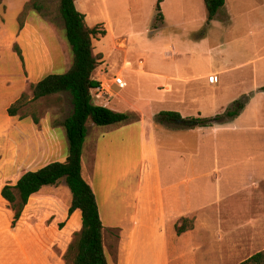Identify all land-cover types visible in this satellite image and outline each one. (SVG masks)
<instances>
[{
    "label": "crops",
    "instance_id": "0c3cea01",
    "mask_svg": "<svg viewBox=\"0 0 264 264\" xmlns=\"http://www.w3.org/2000/svg\"><path fill=\"white\" fill-rule=\"evenodd\" d=\"M79 1L85 6L79 7L77 5ZM107 2L108 0H99V9L94 4L90 5L93 0H75V5L77 10L85 15L87 25L94 24L93 19L96 16H86V7L98 11L97 19L104 25L106 32L104 36L109 38L108 42H115L117 38L133 42L134 33L117 30L120 24L119 10L116 14L115 8L113 17ZM156 2L157 0L153 2V15L148 18L150 28L146 30L153 41L152 45L161 37L168 38L166 47L154 48L157 53L162 54L165 51L171 53L172 50L179 53L184 49L181 44L187 47L189 42L194 44L199 42L195 32L198 27L202 28L205 24L206 8L203 0H162L161 20L156 19ZM197 23L200 25L197 26ZM208 28L212 31L216 28L220 32L218 35L226 36V39L217 45L218 52L215 53L217 47L211 51V54H218L219 57L209 63L208 71H199L197 75L192 74L190 77L181 75L179 70L171 74H162L153 69L155 67L146 59L144 60L146 70H143L144 64L141 61L144 73H135L137 80L127 68L125 70L127 76L123 75L125 72L122 69L120 75L126 83L124 88L132 87L134 84L141 85L142 75L146 79L147 77L161 79L151 86L163 84L164 90L169 91L164 94L165 96L186 97L189 91L188 83L207 77L208 81L213 78L209 83L214 84L220 81V76L233 72L240 75L237 81L239 80L243 86V94L230 103L220 104L219 108L214 106L217 99L210 97L207 110L214 112L212 115L202 116V113H209L204 111L205 105L202 107L199 104L193 113L170 111L178 112L184 120L192 118L187 117L192 115L211 117L223 113L233 101L245 95L247 98L237 116L207 127L167 128L157 125L153 116H147L145 112L149 109L138 107V103H134L135 98L132 103L133 109L127 112L136 110L140 114L139 117L105 125L109 130L105 135H93L89 138L86 122L82 172L87 171L91 181L83 177L91 186L94 195L91 182L98 151L101 160L104 158L102 149L108 150L114 145L113 151L118 160L114 187L108 186L103 179L106 195L102 196L100 204L95 195L103 224L104 250L106 248L104 233L107 228H114L117 254L127 252L129 255L136 242L143 241L144 235H151L154 239L151 243L152 248L161 247L162 264H171V256H177L178 264H222L224 259L234 253V238H230V235L235 234L234 227L231 226L233 224L228 223V220L224 227L221 226L223 218L233 220L229 216L230 211L222 207V201L233 196L235 190L242 186L246 187L245 190L252 201L258 200L257 190L261 192L263 188L264 191V0H224V5L218 9ZM125 63L129 66L131 64L130 61ZM93 91H99L94 103L107 106L114 111L122 112L120 109L128 102V97L115 96L112 91L108 94L101 86L91 90V93ZM12 101L4 105L1 115L2 121L7 123V130L15 119L6 112ZM194 102L198 103L197 100ZM46 119L47 117H44L42 120V130L35 131L28 137L29 140L41 136L46 139L44 143L46 146L35 144L34 147H30V144L26 143L23 150L18 153L21 157L20 162L13 158L8 166L33 164L47 153L52 155L57 153L54 147L57 144L55 141L57 134L45 125ZM31 123L34 125L32 119ZM163 133L169 135L165 140L161 138ZM188 133L195 134L193 143L186 142L185 135ZM145 139L148 141L147 147ZM63 145L60 152L62 155L65 154ZM14 151H18V148H14ZM244 171H248L247 182H244ZM237 180H241V183ZM3 185L5 184L2 183ZM47 186L49 185L32 194L35 198H31L32 195L29 197L15 221L14 210L0 195V264H67L66 261L53 257L54 252L44 241L43 214L39 209H34V205L52 199L53 195L48 197L41 194ZM30 199L32 200L29 202ZM101 205L108 223L103 222ZM182 217L193 219V226L178 235L174 225ZM212 221L216 224L212 225ZM260 224L264 234V224L262 222ZM220 241L223 244L221 247Z\"/></svg>",
    "mask_w": 264,
    "mask_h": 264
},
{
    "label": "rangeland",
    "instance_id": "374dc122",
    "mask_svg": "<svg viewBox=\"0 0 264 264\" xmlns=\"http://www.w3.org/2000/svg\"><path fill=\"white\" fill-rule=\"evenodd\" d=\"M27 2H30V0L0 1V188L2 183H14L25 171H35L51 161L65 160L68 153V141L62 123L72 111L70 94L59 92L42 97L34 102L29 101L32 97L31 84L47 74L65 72L72 62L73 53L66 39L64 22L59 12V0H35L37 4L43 7L41 11L36 10L30 2L28 9L25 11V16L20 17ZM153 2L155 0H108V7L113 17L115 8L116 14L119 10L120 24L117 30L134 33L133 42H129L125 38H117L115 42H108L109 38L97 34L92 40L93 53H100L101 57L93 71V76L99 79L103 91L108 94L112 91L115 96L128 97V102L120 111L127 112L133 109V99L136 98L134 103L137 102V106L141 109H149L145 114L153 116V120L157 125L167 128H186V123L172 120H166L167 122L161 124L155 119V115L162 109L193 113L199 104L202 107L205 105L204 108L206 109L204 111L209 113H202L201 115L210 116L214 113L207 110L210 97L217 99L214 106L219 108L220 104L230 103L240 97L243 94V86L241 82H238L239 80L237 81L240 75L233 72L220 76V81L214 84L209 83L213 78L208 81L207 77L188 83L189 91L186 97L185 95L173 98L172 96H165L164 94L169 91L164 90V85L161 83L152 87L151 85L161 81L159 78L147 77L146 79L145 76L141 75V85L134 84L132 87L126 86L125 88L113 84L112 77L115 75L120 76L122 69L123 72L127 69L130 70L134 79L137 80L138 77L135 76V73H144L141 65L144 64L143 70H146L144 62L146 59L148 63L150 61V64L155 67L153 69L162 74H171L179 70L181 75L190 77L192 74L197 75L199 71H208L209 63L219 57L218 54H211V51L216 49L215 47L222 43L221 41H224L226 36L218 35L220 32L216 28L213 31L210 28L207 29L205 24L202 28L198 27L196 29L195 34L199 37L197 44L189 42L187 47L185 44H181L180 46H183L184 49H181L179 53L173 50L171 53L162 52V50V54L157 53L154 48L163 49L166 47L168 38L161 37L156 44L152 45L153 41L150 40L146 28H150L151 23L148 20L153 15ZM114 3L117 4L114 5ZM93 4L99 9V0H93L90 5ZM77 5L79 7L85 6L80 1ZM86 8V16H96L93 19L94 24L88 23V25L98 24L100 29H104L103 23L97 19L98 11H93L88 6ZM203 10L205 13V9ZM196 25L199 26L200 24L197 23ZM16 48L20 49L22 59L16 53ZM216 52H218V47L215 50ZM126 61L131 62L130 66L125 63ZM141 61H143V64H141ZM123 75L127 76L126 72ZM214 80L216 81V78ZM166 87L169 88V86ZM22 93L26 94L27 98L24 100V105L19 109L18 114L14 116L13 125L7 130V123L2 121L1 116L3 107L12 100L14 102ZM98 93L99 91L91 93L93 102L97 100L96 95ZM195 100L198 103L194 102ZM179 102L183 104H179ZM151 110L153 111L151 112ZM23 112H27L30 116L31 114L37 115L39 122L33 125L30 116L19 118V115ZM130 113L132 116L129 120L140 115L136 110ZM44 117H47L45 125H48L57 134L55 137L57 144L54 146L57 153L53 155L47 153L33 164L21 163L20 165L8 166L13 158H16L18 163L20 162L21 157L18 153L26 143H29L30 147H34L35 144L45 145L46 139L41 138V136L40 138L38 136L36 139L28 140L31 133L42 130ZM187 117H196V115ZM87 127L89 138L93 135H105L109 131L105 125L98 126L91 120L87 121ZM166 136L169 135L163 133L162 140H165ZM194 139V133L185 135V140L189 144L193 143ZM145 143L147 147L148 141L146 139ZM62 144H64L63 150L65 153L63 155L60 154ZM14 148H18V151H14ZM113 149L114 145L110 146L108 150L103 148L102 157L104 158L101 160L98 151V163L96 162L91 183L99 204L106 195V188L103 187L102 180L104 179L108 186L114 187L118 160ZM138 150L139 147H137ZM111 159L112 161H110ZM84 160V164H86L87 161L85 158ZM82 173L89 180L87 171ZM244 175V182H247L248 171H244ZM239 182L241 183V180ZM245 188V186H242L239 190H235L233 196H229L221 203L224 210L228 209L230 211L229 216L233 219L223 218L221 226L224 227L226 220H228V223L233 224L231 226L234 227L235 232L234 236L230 235V238H234V253L224 259L222 264H237L255 252L264 249V234L262 233V227H260V222L264 224V191L263 188L261 192L257 190L258 193L260 192V195L257 193L256 196L258 200L252 201ZM41 194L48 197L53 195L51 200L47 199L34 205V209H39L43 214L44 241L47 243L48 248L54 252V258L58 257L66 261L67 264H72L76 251L75 242L81 229L80 211L74 210L70 215L68 214L67 209L71 192L64 178L54 185L47 186ZM31 198H35V195H32ZM100 209L103 222L108 223L102 205ZM213 229L215 231V228ZM115 237L114 228H107L104 233L106 246L104 251L108 264L163 263L160 257L161 247L154 246L152 248L151 243L154 239L151 235H144L142 237L143 241L136 242L130 252L128 251L129 255L127 252L122 255L116 253ZM222 245L220 241V247ZM171 264H178L177 256H171Z\"/></svg>",
    "mask_w": 264,
    "mask_h": 264
},
{
    "label": "trees",
    "instance_id": "16d2710c",
    "mask_svg": "<svg viewBox=\"0 0 264 264\" xmlns=\"http://www.w3.org/2000/svg\"><path fill=\"white\" fill-rule=\"evenodd\" d=\"M161 1L157 0L155 5L157 20L162 19ZM203 1L206 8L205 27H207L218 9L224 5V0ZM30 2L36 10H42L43 7L35 0H30ZM30 2L24 5L20 17L25 16ZM59 12L64 22L66 39L73 53L71 65L63 73L47 74L31 84L32 97L29 101L34 102L59 92L70 94L72 111L62 123L68 141V153L63 161H52L35 171L24 172L15 184L3 185L0 194L14 210L13 219L15 221L32 194L38 192L43 186L54 185L64 178L71 192L68 214L70 215L74 210H79L81 214V229L75 242L76 251L72 264H108L103 248V224L96 198L91 186L82 175V147L88 119L98 126H103L126 121L131 118L132 114L114 111L92 100L91 90L101 86L100 81L92 76L101 57L100 53H93L92 40L97 34L105 35V30L100 29L98 24L87 25L85 15L76 8L75 0H59ZM16 53L22 59L19 48H16ZM26 98V94L22 93L7 107V114L17 115ZM246 98L247 96H242L233 101L223 113L211 117H192L184 120L176 111L161 110L157 113L156 120L160 123L166 120H182L190 128L212 126L215 122H222L237 116ZM28 116L30 115L27 112H23L19 118ZM30 117L34 123L39 122L37 115L31 114ZM192 226L193 219L182 217L175 223L174 228L176 234L179 235ZM237 264H264V249Z\"/></svg>",
    "mask_w": 264,
    "mask_h": 264
},
{
    "label": "built area",
    "instance_id": "2783aa9c",
    "mask_svg": "<svg viewBox=\"0 0 264 264\" xmlns=\"http://www.w3.org/2000/svg\"><path fill=\"white\" fill-rule=\"evenodd\" d=\"M113 83L120 88H123L126 85V83H125V81L121 75L120 76H114Z\"/></svg>",
    "mask_w": 264,
    "mask_h": 264
},
{
    "label": "water",
    "instance_id": "95a60500",
    "mask_svg": "<svg viewBox=\"0 0 264 264\" xmlns=\"http://www.w3.org/2000/svg\"><path fill=\"white\" fill-rule=\"evenodd\" d=\"M180 121V120H179ZM180 122H182V121H180Z\"/></svg>",
    "mask_w": 264,
    "mask_h": 264
}]
</instances>
